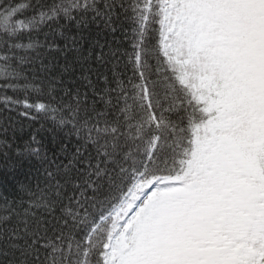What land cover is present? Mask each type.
Returning <instances> with one entry per match:
<instances>
[{
	"label": "snow or ice",
	"instance_id": "1",
	"mask_svg": "<svg viewBox=\"0 0 264 264\" xmlns=\"http://www.w3.org/2000/svg\"><path fill=\"white\" fill-rule=\"evenodd\" d=\"M6 3L0 264H264V0Z\"/></svg>",
	"mask_w": 264,
	"mask_h": 264
},
{
	"label": "trees",
	"instance_id": "2",
	"mask_svg": "<svg viewBox=\"0 0 264 264\" xmlns=\"http://www.w3.org/2000/svg\"><path fill=\"white\" fill-rule=\"evenodd\" d=\"M16 2L23 3L26 2V0H7L4 7ZM0 11H3V8H0ZM19 18H23V16ZM106 38L113 49H120L123 51L129 47L120 32H117L115 37L111 34H106ZM8 94L11 95L12 93L9 92ZM33 114L35 115V113ZM14 119L18 120L22 125V130L18 129V131L20 136L24 139H27V134L29 132L34 128L39 127V124L35 121H30L23 117L14 115ZM47 127H52V124L49 122ZM44 140L54 151L57 141L66 140V132L64 130L52 128L50 132L44 133ZM8 163L9 161L0 158V204L4 202V197L8 198L10 202L15 201L19 203L21 200L26 201L27 193L20 188V185L30 184L34 188L35 184L42 179L43 169L46 166L47 161H40L32 157L18 162L16 166L12 168L7 166Z\"/></svg>",
	"mask_w": 264,
	"mask_h": 264
}]
</instances>
